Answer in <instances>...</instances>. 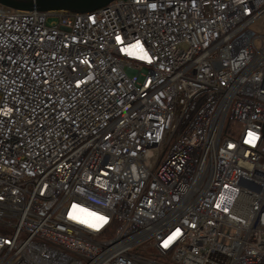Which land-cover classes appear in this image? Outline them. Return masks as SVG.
Instances as JSON below:
<instances>
[{
  "label": "built area",
  "instance_id": "2783aa9c",
  "mask_svg": "<svg viewBox=\"0 0 264 264\" xmlns=\"http://www.w3.org/2000/svg\"><path fill=\"white\" fill-rule=\"evenodd\" d=\"M263 14L0 4V264H264Z\"/></svg>",
  "mask_w": 264,
  "mask_h": 264
},
{
  "label": "water",
  "instance_id": "95a60500",
  "mask_svg": "<svg viewBox=\"0 0 264 264\" xmlns=\"http://www.w3.org/2000/svg\"><path fill=\"white\" fill-rule=\"evenodd\" d=\"M114 0H0V4L21 11L90 13Z\"/></svg>",
  "mask_w": 264,
  "mask_h": 264
},
{
  "label": "rangeland",
  "instance_id": "374dc122",
  "mask_svg": "<svg viewBox=\"0 0 264 264\" xmlns=\"http://www.w3.org/2000/svg\"><path fill=\"white\" fill-rule=\"evenodd\" d=\"M251 29L258 37L264 38V14L252 24Z\"/></svg>",
  "mask_w": 264,
  "mask_h": 264
},
{
  "label": "snow or ice",
  "instance_id": "6c2138e0",
  "mask_svg": "<svg viewBox=\"0 0 264 264\" xmlns=\"http://www.w3.org/2000/svg\"><path fill=\"white\" fill-rule=\"evenodd\" d=\"M136 47L139 48V47H140L139 44H137ZM141 50H142V49H141ZM250 135H252V134L250 133ZM253 139H255V137H253ZM101 219H102V218H101ZM177 235H178V233H177Z\"/></svg>",
  "mask_w": 264,
  "mask_h": 264
}]
</instances>
